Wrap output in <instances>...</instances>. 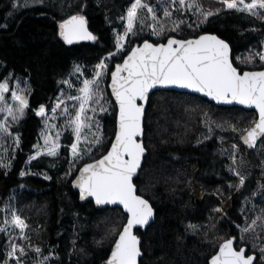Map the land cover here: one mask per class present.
<instances>
[{
    "label": "trees",
    "instance_id": "1",
    "mask_svg": "<svg viewBox=\"0 0 264 264\" xmlns=\"http://www.w3.org/2000/svg\"><path fill=\"white\" fill-rule=\"evenodd\" d=\"M14 2L0 0V20L10 25L0 29V77L6 66L9 72L28 81L32 91L30 109L13 129L20 134L21 142L19 148L9 152L14 157L10 160L11 168L0 167V207L16 190L17 210L40 232L29 233L32 246L39 245L46 255L58 257L55 264H106L114 244L105 238V233L110 218L118 213L112 209L98 210L91 202L80 203L78 193L71 186L76 170L71 177L64 175L67 160L61 159L55 167H49L52 158L26 162L44 128V121L35 115V110L42 104L52 106L53 98L63 86L60 81L70 75L74 64L84 65L91 77L93 65L115 50L113 35L122 24L118 17L126 14L132 0H87L85 14L89 28L98 39L73 45L65 44L57 35L59 20L65 15L59 6L70 0H45L43 5L29 0V6L20 9L11 7ZM10 11L11 18L7 16ZM250 28L264 29V23L225 12L211 18L198 32L185 30L183 36L217 34L231 44L236 55L264 42V31ZM140 43L141 39L137 38L131 46ZM115 59L122 62L120 57ZM110 68L114 70L113 65ZM109 80L110 77L105 92L111 111L101 116L104 134L109 139L96 158L106 154L116 131L117 107L108 90ZM206 119L213 128L211 134ZM253 119H257L254 111L218 107L191 94L159 91L152 95L144 138L148 153L137 187L139 194L156 209V221L146 232L137 231L143 239L142 264H209L221 242L218 237L236 235L235 225L242 223L245 215L264 208L261 188L264 144L259 142L254 150H248L241 142L246 134L244 129L252 127ZM217 124L223 125V129L216 127ZM230 125H235L238 131H231ZM73 140L67 134L63 143L67 145ZM233 144L239 146L235 164L229 158ZM229 166L247 176L243 188L237 190L239 178L228 170ZM27 168L46 172L52 179L32 174L21 176L20 172ZM214 208H221L222 212H215ZM189 224L197 225L198 230L193 231ZM5 243L6 235L0 234V254Z\"/></svg>",
    "mask_w": 264,
    "mask_h": 264
},
{
    "label": "snow or ice",
    "instance_id": "2",
    "mask_svg": "<svg viewBox=\"0 0 264 264\" xmlns=\"http://www.w3.org/2000/svg\"><path fill=\"white\" fill-rule=\"evenodd\" d=\"M44 2L31 0L32 4L43 5ZM28 6L29 0L23 3L15 0L11 5L15 9ZM59 7L65 15L59 20L57 35L65 44L98 39L89 31L85 14L87 0H70ZM225 12L264 23V0H155V3L132 0L126 14L121 13L118 17L122 24L113 35L115 50L93 65L91 79H81L87 70L74 64L70 75L60 81L61 85L67 86V91L62 90L54 97L50 108L42 104L35 110V115L44 121L40 137L43 144L38 139L33 146L35 151L26 163L31 164L41 157L52 158L48 164L55 167L61 159L67 160L64 175L71 177L76 170L72 186L78 189L80 200L92 198L95 205L113 206L112 211L118 213L110 218L111 224L105 233V238L114 244L106 264H142L141 240L136 230L147 228L155 218L153 205L139 194L137 187L148 151L144 139L146 106L149 105V94L156 95L153 90L186 89L202 93L218 104L255 109L258 118L251 121V128L244 129L246 134L241 139L252 149L258 146V141L264 144V42L234 55L229 42L215 34L205 32L196 38L183 36L185 30L198 32L211 18ZM7 16L11 18L13 12H8ZM9 26L6 20H0V29ZM146 29L147 36H144ZM153 36L156 40L150 42ZM137 38L141 39L142 46L132 47ZM116 57L122 62H116ZM257 67L260 70H256ZM3 70L4 75L0 77V147L11 140L10 147L19 148L20 134H14L13 129L20 125L30 109L32 90L28 81L9 72L6 66ZM73 76L80 80L82 87L76 86ZM109 77L111 94L118 107L117 130L106 154L96 158L109 139L104 134L101 119V114L108 112L110 107L105 97ZM61 119L62 126L50 122ZM205 124L211 134L213 128L207 119ZM216 127L223 129L221 124ZM53 129H56L54 134ZM230 129L238 131L235 125H230ZM64 132H70L73 142L61 144ZM232 149L229 158L235 164L239 146L233 144ZM13 158L4 162L0 157V167L10 169ZM228 170L239 178L237 190L243 188L247 176L232 166ZM29 174L52 179L47 173L20 172L21 176ZM261 188L264 189V185ZM213 211L222 212V209L214 208ZM0 212L4 214L0 234L6 235L0 264H55L58 257L46 255L39 245L32 246L29 233L35 231L39 235L40 232L15 206L7 203ZM188 227L198 230L194 224ZM235 227L238 229L236 235L218 237L221 242L209 264H264V208L258 213L249 212ZM21 240L24 243H20Z\"/></svg>",
    "mask_w": 264,
    "mask_h": 264
},
{
    "label": "water",
    "instance_id": "3",
    "mask_svg": "<svg viewBox=\"0 0 264 264\" xmlns=\"http://www.w3.org/2000/svg\"><path fill=\"white\" fill-rule=\"evenodd\" d=\"M88 27H89V24H88ZM89 31H91V29L89 28ZM92 32V31H91ZM93 33V32H92ZM94 34V33H93ZM204 34V33H203ZM210 34H214V33H210ZM215 35H217V34H215ZM217 36H219V35H217ZM220 37V36H219ZM191 38H196V37H191ZM221 38V37H220ZM223 39V38H222ZM82 42H85V43H88V42H93V41H79V42H77V43H82ZM150 42H153V41H151L150 40ZM228 42V41H227ZM76 44V43H75ZM230 44V43H229ZM138 45H140V46H142V43H140V44H138ZM231 45V44H230ZM232 47V46H231ZM233 50V49H232ZM126 58V57H125ZM260 70V69H259ZM108 89H109V92H110V95H111V97H112V99H113V101H114V103H115V97L111 94V88H110V82H109V84H108ZM155 93L156 92H159V91H174V92H178V93H186V94H191V95H195V96H198V97H200V98H203V99H205V100H207V101H209V102H211V103H214L216 106H218V107H225V108H235V107H237V108H241V109H244V110H246V111H254L256 114H257V118H258V112L255 110V109H248V108H246L245 106H242V105H226V104H218L217 102H215V101H213L211 98H209V97H205L202 93H195V92H192L191 90H186V89H179V88H170V89H159V90H153ZM150 95V98L152 97V93H150L149 94ZM149 102H150V100H149ZM116 105V104H115ZM149 106V105H148ZM148 106H146V112H147V109H148ZM116 107H117V105H116ZM117 111H118V107H117ZM116 130H117V114H116ZM241 142H242V144L244 145V147L246 148V149H248V150H254V149H252V148H248L244 143H243V141H242V139H241ZM258 143H259V141L257 142V145H258ZM147 153H148V151H147ZM147 153H146V155H145V157L147 156ZM144 162H145V158H144V160H143V162H142V168H143V166H144ZM71 186H72V183H71ZM72 188H73V190L75 191V192H77L78 193V189H76V188H74L73 186H72ZM139 191V190H138ZM79 201H80V203L81 204H87V203H93L94 204V206H95V208L96 209H98V210H105V209H112V207L113 206H97V205H95V202H94V200L92 199V198H89V200H86V201H81L80 200V198H79ZM151 203V202H150ZM155 209V208H154ZM155 221H156V209H155V218H154V221H152V222H150V225L147 227V228H144V229H137L136 231H138V230H142V231H144V232H146L154 223H155ZM140 240H141V250H142V245H143V239L140 237ZM114 247V246H113ZM142 253H143V251H142ZM143 256V255H142ZM142 256L140 257V260H141V258H142ZM110 258V257H109ZM210 261V260H209Z\"/></svg>",
    "mask_w": 264,
    "mask_h": 264
},
{
    "label": "rangeland",
    "instance_id": "4",
    "mask_svg": "<svg viewBox=\"0 0 264 264\" xmlns=\"http://www.w3.org/2000/svg\"><path fill=\"white\" fill-rule=\"evenodd\" d=\"M152 2L155 3V0H152ZM120 22H121V20H120ZM121 23H122V22H121ZM116 31H119V29H116L115 32H116ZM144 35L147 36V29L145 30ZM151 38L156 39V37H154V36L151 37ZM118 58H119V57H118ZM80 65H81V66H84V65H82V64H80ZM110 65H111V63H110ZM84 67H85V66H84ZM0 70H1V66H0ZM83 78L91 79V77H89V76L87 75V73L85 74V77H82L81 79H83ZM72 79L74 80V82H75V84H76L77 87H82V85L80 84V80H78L75 76H73ZM109 82H110V80H109ZM108 84H109V83H108ZM12 87H13V89L15 88V82H14V85H13ZM62 90L67 91V86H66V85H63L62 88H61V90H60V92H61ZM108 90H109V89H108ZM73 91H75V89H73ZM60 92H59V94L57 95V97L60 95ZM105 97H106L107 101L109 102L110 107H109V111H108V112H110V111H111V109H110V108H111V103H110L109 99L107 98L106 92H105ZM113 102H114V101H113ZM69 103H71V102H69ZM108 112H106V113H108ZM103 114H105V113H103ZM103 114H101V116H102ZM50 122L53 123V124H58V125H60V126H62V124H63L62 119H61L60 121L52 120V121H50ZM55 131H56V129H53V134L55 133ZM13 133H14V132H13ZM14 134H15V133H14ZM67 134H70V132H64V133L62 134V136H61V144H62V145H64L63 140H64V137H65ZM70 135H71V134H70ZM71 136H72V135H71ZM40 137H41V135H40ZM72 137H73V136H72ZM73 138H74V137H73ZM39 142L41 143V145L43 144V140H42V139H40ZM10 145H11V140H9V141L7 142V144H6L4 147H0V157L3 158L4 162H9V157H10L9 152L11 151V149H12V151L15 149V148H13V147H10ZM5 148H7V152L5 151ZM61 150H62V149H61ZM2 168H3V167H2ZM25 171H28V172H30V173H36V172H38V171L34 172V171H32L31 169H28V168H27V170H25ZM40 173H46V172H40ZM40 176L43 177V175H40ZM22 189H23V187L20 188V189H18V190H22ZM17 194H18V193H16V190H15V191L11 194V196L9 197V199L6 201V203H4V204L0 207V209L4 208L5 204H7V203H11V205L15 206V200H16V198H17ZM10 198H11V200H10ZM15 208H16V206H15ZM16 209H17V208H16ZM1 217H2V218H1ZM3 219H4V214H3L2 212H0V226H3V224H2ZM49 256H53V255H49Z\"/></svg>",
    "mask_w": 264,
    "mask_h": 264
}]
</instances>
